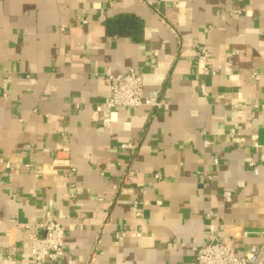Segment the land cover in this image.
I'll return each mask as SVG.
<instances>
[{
  "label": "crops",
  "instance_id": "1",
  "mask_svg": "<svg viewBox=\"0 0 264 264\" xmlns=\"http://www.w3.org/2000/svg\"><path fill=\"white\" fill-rule=\"evenodd\" d=\"M130 68L168 108L103 118L107 70ZM262 153L264 0H0V264H33L25 226L46 219L67 246L50 264H193L214 239L243 255L264 245Z\"/></svg>",
  "mask_w": 264,
  "mask_h": 264
},
{
  "label": "built area",
  "instance_id": "2",
  "mask_svg": "<svg viewBox=\"0 0 264 264\" xmlns=\"http://www.w3.org/2000/svg\"><path fill=\"white\" fill-rule=\"evenodd\" d=\"M158 0H147L149 5H155ZM84 23L87 20H83ZM197 61L204 67L203 74L206 76L216 75L220 70V66L213 65V57L210 55L207 48L202 47L197 56ZM231 65L232 61H228ZM107 75L110 79V96L102 104L97 106V111L102 117H107L110 110L116 107L136 108L149 107L151 109L157 107L168 108V104H163L158 96L147 95L144 93L143 75L135 68L128 69L123 75L116 77L110 69L107 70ZM256 78L258 74H253ZM201 90L206 93L205 84H201ZM6 96V94L4 95ZM205 147H209L211 142L208 138L204 139ZM124 148L130 151H135L137 145L134 143L123 144ZM211 162L214 166H218L220 161L217 156H211ZM264 164V153L260 154L256 159H250L247 166L250 171L257 175L260 172L261 166ZM9 167L10 165H6ZM156 176H160L159 173ZM208 179H212V175H206ZM130 178L127 175L125 179ZM223 195L227 201L233 199V192L224 191ZM134 205L138 206L139 202L134 201ZM139 214V212H138ZM25 229L28 232L30 240V253L33 264H50L51 261H57L67 250L65 243V229L62 223L54 219H46L38 222L35 226L26 225ZM264 250V245H250L243 255H237L234 248L220 240L214 239L202 243L194 247L196 262L193 264H264L261 258V252ZM16 249L8 255L9 260L15 264Z\"/></svg>",
  "mask_w": 264,
  "mask_h": 264
}]
</instances>
